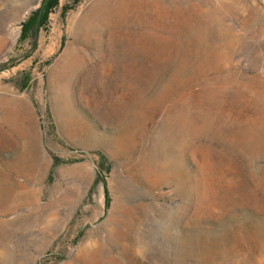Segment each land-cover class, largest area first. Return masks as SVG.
<instances>
[{
    "label": "rangeland",
    "instance_id": "rangeland-1",
    "mask_svg": "<svg viewBox=\"0 0 264 264\" xmlns=\"http://www.w3.org/2000/svg\"><path fill=\"white\" fill-rule=\"evenodd\" d=\"M46 1L0 0V264H264V0H58L21 39Z\"/></svg>",
    "mask_w": 264,
    "mask_h": 264
},
{
    "label": "trees",
    "instance_id": "trees-1",
    "mask_svg": "<svg viewBox=\"0 0 264 264\" xmlns=\"http://www.w3.org/2000/svg\"><path fill=\"white\" fill-rule=\"evenodd\" d=\"M57 3L58 0H47L41 14H39L38 10L33 11L28 18L22 22L21 39L29 36L30 34L32 35L35 31L36 22H38V24H43L46 21L48 13L57 5ZM66 8L68 7L64 6L63 10Z\"/></svg>",
    "mask_w": 264,
    "mask_h": 264
},
{
    "label": "bare ground",
    "instance_id": "bare-ground-1",
    "mask_svg": "<svg viewBox=\"0 0 264 264\" xmlns=\"http://www.w3.org/2000/svg\"><path fill=\"white\" fill-rule=\"evenodd\" d=\"M109 40V39H108ZM87 56V55H86ZM85 58V57H84ZM92 63V62H91ZM94 64V63H93ZM89 65L91 66V64H88V66H86V67H88V68H90L89 67ZM78 66V63L77 62H74V63H67V65L65 66V68L62 70L63 71V73L65 74V75H69V73H71L73 70H74V67H77ZM100 66V65H99ZM87 68V69H88ZM95 68V67H94ZM79 72V71H78ZM77 72V73H78ZM88 73H89V71H87ZM91 72V71H90ZM76 73V74H77ZM84 73V72H83ZM82 73V74H83ZM85 73H86V71H85ZM61 75H62V73H61ZM83 76V75H82ZM88 76V75H87ZM62 77V76H61ZM7 114V113H6ZM5 114V115H6ZM12 114H14L15 115V117L17 118V120H22L21 118H22V115H21V111H20V109H18V107H17V105H14L13 106V109H12ZM24 116V115H23ZM11 116H5V117H3L4 118V120H9V118H10ZM11 120V119H10ZM1 124H3V123H1ZM20 125V124H19ZM24 126V125H23ZM3 127V126H2ZM8 127V126H7ZM7 127H5V128H7ZM5 130H7V129H5Z\"/></svg>",
    "mask_w": 264,
    "mask_h": 264
},
{
    "label": "water",
    "instance_id": "water-1",
    "mask_svg": "<svg viewBox=\"0 0 264 264\" xmlns=\"http://www.w3.org/2000/svg\"><path fill=\"white\" fill-rule=\"evenodd\" d=\"M42 7V6H41Z\"/></svg>",
    "mask_w": 264,
    "mask_h": 264
}]
</instances>
